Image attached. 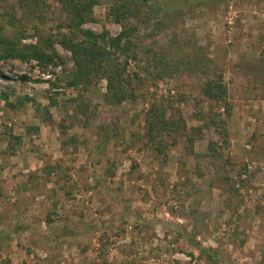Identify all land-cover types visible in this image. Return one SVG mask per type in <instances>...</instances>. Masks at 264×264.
<instances>
[{
  "label": "rangeland",
  "instance_id": "obj_1",
  "mask_svg": "<svg viewBox=\"0 0 264 264\" xmlns=\"http://www.w3.org/2000/svg\"><path fill=\"white\" fill-rule=\"evenodd\" d=\"M116 1L98 0L83 27L117 36ZM160 2L169 14L149 0L131 19L123 102L105 76L71 84L60 43L56 64L0 59V264H264V0ZM13 5L0 0V25L19 47L35 24L52 32L49 16L22 36ZM219 76L230 114L203 90ZM153 105L186 126L163 149L146 134Z\"/></svg>",
  "mask_w": 264,
  "mask_h": 264
},
{
  "label": "trees",
  "instance_id": "obj_2",
  "mask_svg": "<svg viewBox=\"0 0 264 264\" xmlns=\"http://www.w3.org/2000/svg\"><path fill=\"white\" fill-rule=\"evenodd\" d=\"M153 2L158 5L159 12L170 13L167 4L161 3L160 0ZM17 3L18 9L13 5L6 15L10 16L11 25L24 28L21 31L22 36L30 34V32L26 34V30L30 29L27 27L29 20L46 21L51 16L54 26L52 32L43 38L40 25L35 24L37 42L21 48L18 46V40L3 35L4 25H0V59L24 58L35 59L42 65L56 64L61 55L55 49L54 43H60L72 52L76 63L75 80L71 84H85L105 76L108 79L107 97L114 96L116 99L113 101L119 102L129 98L124 84L127 81V62L130 57L138 58L139 55L138 45L133 40L137 26L131 19L140 14L136 8H139L140 4H148L149 0L115 2L109 14L115 22L121 23L122 30L117 36L98 34L83 27L87 21L94 18V7L98 0H17ZM148 52H151V49ZM119 57H123L124 60L119 61ZM22 78L27 80L28 77ZM203 90L210 99L223 104L226 114H230L228 88L221 76L208 80ZM162 108L153 105L146 115V134L150 142L159 149L165 148L163 144L165 135L179 134L183 128L186 130L185 124L169 117ZM212 123L225 139L228 135L225 119L218 114L217 117H213ZM211 146L213 150L218 151L216 143H212ZM26 188L24 187V190H27ZM200 250L211 260H218L217 250L212 251L211 247H202Z\"/></svg>",
  "mask_w": 264,
  "mask_h": 264
},
{
  "label": "built area",
  "instance_id": "obj_3",
  "mask_svg": "<svg viewBox=\"0 0 264 264\" xmlns=\"http://www.w3.org/2000/svg\"><path fill=\"white\" fill-rule=\"evenodd\" d=\"M1 114H2V113H1ZM9 124H11V123H9ZM61 264H65V263L62 262Z\"/></svg>",
  "mask_w": 264,
  "mask_h": 264
}]
</instances>
